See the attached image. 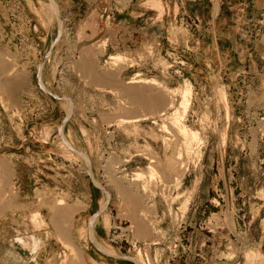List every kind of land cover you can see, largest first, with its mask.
I'll list each match as a JSON object with an SVG mask.
<instances>
[{"label": "rangeland", "instance_id": "374dc122", "mask_svg": "<svg viewBox=\"0 0 264 264\" xmlns=\"http://www.w3.org/2000/svg\"><path fill=\"white\" fill-rule=\"evenodd\" d=\"M0 60V160L15 194L0 212V264L23 233L50 236L47 264L75 261L51 223L59 200L82 208L63 229L86 264H264V11L254 0H0ZM133 78L171 92L166 119L134 107ZM177 109L196 139L174 124Z\"/></svg>", "mask_w": 264, "mask_h": 264}, {"label": "bare ground", "instance_id": "6f19581e", "mask_svg": "<svg viewBox=\"0 0 264 264\" xmlns=\"http://www.w3.org/2000/svg\"><path fill=\"white\" fill-rule=\"evenodd\" d=\"M52 3H54V2H52ZM56 46H57V44H56ZM55 48H57V47H55ZM0 62H1V60H0ZM43 77H45V74L44 73H42V79H44ZM140 83H147L148 84V83H151V82L149 80L146 81L145 79H136V78H133L131 81L128 82V84H137V85H135V86L133 85V87L126 88L125 95L127 96V98L129 100H131V102L134 105V107L141 108V109L146 110L149 113L148 115H153L154 116L156 114H159V117H165L164 119H166V117L168 115H170V112L169 111H172V110L175 109L174 102L173 101L168 102V99H170V98H167V96L171 92L169 91L170 92L169 93L168 90H166V92L168 93V95H167V93H163V92L161 94V93L149 91V90H146V89H142L141 87L138 86V84H140ZM153 84H155V83H153ZM136 86H138V87H136ZM191 92H192L191 89H187L186 88L181 93L182 94L181 97L183 99V101L181 102V105H182L181 107L183 108L182 110H184V114L187 113V110H188L189 105H190V102H191V100H190V98H191ZM176 94H177V92H176ZM170 96H171V94H170ZM179 111L180 110L177 109L176 111H174L175 113H171V117L173 119L174 124L178 127L179 131L181 133H183L182 135H185L184 137H186V136L189 137L190 135H192L193 138L196 139L195 137H196L197 134L196 133H194V134L191 133L190 134V132H192V131L191 130L189 131L188 128L183 124L184 114H181ZM149 117H152V116H146L143 119L144 120H148ZM141 119L142 118H136V119L129 120L127 118V119H122L121 121L124 122V123H132V122L133 123H136V122H140ZM160 119H162V118H160ZM167 122L169 123V121H167ZM121 124H123V123H121ZM163 126H164V129H166V130L169 128V127L167 128L168 124H167V126H166V124H163ZM171 126H172V124H171ZM168 131H169V129H168ZM85 132H83V133L85 134ZM86 134H87V132H86ZM86 134H85V136H86ZM69 135H67V138H68V140H70V142L73 145L75 140H73L72 135L70 133H69ZM190 138H191V136H190ZM187 148H189V147H187ZM70 152H68V153H70ZM65 153H67V152H65ZM86 154L92 158V155L89 154V152L86 153ZM80 157H81V155H80ZM75 158H73V159H75ZM78 158H79V156H78ZM76 160H79V159L76 158ZM70 161H72V160H70ZM80 164H82V163H80ZM82 167H84V166H82ZM11 171L12 170L10 169L9 165L4 160H0V212H4V213H6L7 211L9 212L10 210H13V207H12L13 204L12 203L14 202V199H15V194H13V191H9L6 188V186H5V183H6L5 181H7L5 179H7V176L10 175ZM95 174H96V172H95ZM134 176H136V175H134ZM121 178H125V176H123ZM175 179H177V178H175ZM112 182L115 183V186H117V188H120V191L121 192H123V193H126L127 192L125 190V188H122L123 186H121V182H119L118 180L113 179V178H112ZM10 190H11V187H10ZM134 195H135V193H134ZM129 197L131 198V196H129ZM63 205H64V203L59 200L57 202V204H56L57 207H53V209L50 208L52 210L51 211L52 212L51 223L53 224V226L57 230V232L60 234L59 238L61 239V241H63L66 244V246L71 249V251L73 253V259H75V261L73 260L69 264H86V262L84 261V254H85L84 251L81 250L80 248L76 247V245L74 244V242H73L72 239H70V238L67 239V237H65V236H67L68 233L65 232L64 229H63V225H65L66 223H68L70 221H74L75 215L82 208H79V207L78 208H75V209L74 208L73 209L72 208H68V209L58 208V207H62ZM103 205H104V203H103ZM106 205L104 207H106ZM104 207H102V209H104ZM40 219H41L40 214L37 213V214L34 215L33 221H34L35 225H37V226H44L43 225L44 224V221L42 220L43 222H41ZM92 224H93V222H92ZM66 228L67 227H65V229ZM80 232L81 233L79 234V236H80L81 240H83L84 238L86 239V235H87V225H84L83 227L81 226ZM69 236L70 235H68V237ZM91 239L94 242L93 244H95L99 250H101L104 253H108V254L112 255L111 253H109L108 250L102 249L101 246L98 245L97 242L94 240V237L93 236H91ZM49 244H50V236L49 235L45 236V235L37 234V233H23V234H19L18 236L14 237V239L10 242L9 248L4 253L2 251V255H5L7 257V260L9 262V264H20L21 258L24 255V253L27 254V258H26L27 261L24 264H47V262L49 260V255H50V247H49ZM103 247L105 249H108L105 246H103ZM137 260L139 261L140 264L141 263H143V264H150L148 262V260L143 259L141 256L140 257L138 256L137 257ZM92 263H94V264H101L96 259H93Z\"/></svg>", "mask_w": 264, "mask_h": 264}, {"label": "water", "instance_id": "95a60500", "mask_svg": "<svg viewBox=\"0 0 264 264\" xmlns=\"http://www.w3.org/2000/svg\"><path fill=\"white\" fill-rule=\"evenodd\" d=\"M57 44V43H56ZM95 186L97 187V188H99V189H102L101 187H99L98 185H96V183H95ZM101 209H102V206H101ZM99 215L100 214H97L96 216H94V218L92 219L93 220V224H95V222L94 221H96V219L99 217ZM92 222V221H91ZM93 224H92V226H93ZM95 245V244H94ZM96 246V245H95ZM97 247V246H96ZM99 250V249H98ZM102 254H104V255H106V256H109V257H112V258H116V259H120L121 257H118L117 255H110V254H108V253H104V252H102L101 250H99ZM125 260V259H124ZM126 260H129V261H131V262H135L136 264H140L137 260H135V259H133V258H128V259H126Z\"/></svg>", "mask_w": 264, "mask_h": 264}, {"label": "crops", "instance_id": "0c3cea01", "mask_svg": "<svg viewBox=\"0 0 264 264\" xmlns=\"http://www.w3.org/2000/svg\"><path fill=\"white\" fill-rule=\"evenodd\" d=\"M254 8L258 12H263L264 11V0H254ZM125 21L128 22L127 18L125 19Z\"/></svg>", "mask_w": 264, "mask_h": 264}]
</instances>
